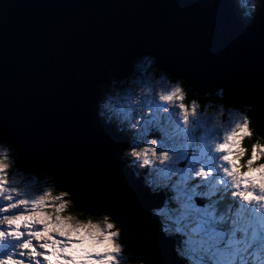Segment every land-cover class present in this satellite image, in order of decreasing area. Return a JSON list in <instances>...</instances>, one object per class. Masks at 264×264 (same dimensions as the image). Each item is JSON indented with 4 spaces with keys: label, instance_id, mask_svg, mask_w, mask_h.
Returning <instances> with one entry per match:
<instances>
[{
    "label": "clouds",
    "instance_id": "9594fccd",
    "mask_svg": "<svg viewBox=\"0 0 264 264\" xmlns=\"http://www.w3.org/2000/svg\"><path fill=\"white\" fill-rule=\"evenodd\" d=\"M227 3L244 30L264 19V0ZM95 91L90 122L125 138L112 164L154 198L144 219L166 246L130 227L124 184L101 180L85 198L0 126V264H264V84L237 99L145 49Z\"/></svg>",
    "mask_w": 264,
    "mask_h": 264
},
{
    "label": "water",
    "instance_id": "95a60500",
    "mask_svg": "<svg viewBox=\"0 0 264 264\" xmlns=\"http://www.w3.org/2000/svg\"><path fill=\"white\" fill-rule=\"evenodd\" d=\"M145 49L198 85L216 78L237 99L259 97L264 84V19L242 29L227 0H0V126L85 198L101 180L124 184L130 227L165 247L144 219L154 198L112 164L125 138L90 122L106 69L123 70ZM80 70L85 78L73 82Z\"/></svg>",
    "mask_w": 264,
    "mask_h": 264
}]
</instances>
